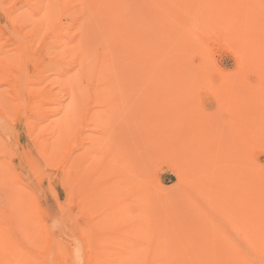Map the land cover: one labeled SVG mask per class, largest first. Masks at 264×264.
Listing matches in <instances>:
<instances>
[{
  "label": "rangeland",
  "instance_id": "374dc122",
  "mask_svg": "<svg viewBox=\"0 0 264 264\" xmlns=\"http://www.w3.org/2000/svg\"><path fill=\"white\" fill-rule=\"evenodd\" d=\"M94 66L107 91L76 75ZM63 79L78 104L59 115ZM36 142L75 163L60 198ZM0 231V264H166L196 246L264 264V0H0Z\"/></svg>",
  "mask_w": 264,
  "mask_h": 264
},
{
  "label": "bare ground",
  "instance_id": "6f19581e",
  "mask_svg": "<svg viewBox=\"0 0 264 264\" xmlns=\"http://www.w3.org/2000/svg\"><path fill=\"white\" fill-rule=\"evenodd\" d=\"M6 16L8 17V19L12 21H14V23L16 22L17 24L22 26V18L20 15H13L11 12V9H8ZM47 17V15L45 16ZM52 21V20H51ZM47 22H49V20L47 19ZM43 23H40L39 25L35 26L38 27V33H36L35 35H33V37H37V39H41L43 37H45V35H43V33H41V28L43 26ZM62 26V25H61ZM61 26H59V32L61 29ZM27 27V25H26ZM9 31V30H8ZM2 32V31H1ZM5 32V31H4ZM46 32V31H45ZM44 32V33H45ZM3 33V32H2ZM25 35V34H24ZM56 36H53L52 33L49 36V39H55ZM58 38H59V33H58ZM213 39L217 40V36H213ZM43 39H41L42 41ZM237 58V57H236ZM109 69H107L106 66H94L90 69H88V71L84 72V71H78L76 73V75H80V76H91L94 75V77L98 76L99 74H101V80L99 81V83H90L89 80L87 82V86H90L91 89H97V88H101L104 91H107L110 88V83L109 81V76L107 75ZM59 74H69L66 73L64 71H59ZM87 78V77H86ZM85 78V79H86ZM97 81V80H96ZM61 83V87L63 86L65 89V92H62L63 97H66L65 100H67V105L63 106V104L60 102L58 103L59 106V115L66 113L68 111L74 110V108H76L77 104H78V98L76 96V94L73 93L72 89H71V85H70V81L69 79H66V81L63 79L60 81ZM67 86V87H66ZM66 87V88H65ZM49 100L51 101V96L49 97ZM47 100L41 98V96L39 95H33V97H29L27 98V107L30 110V115L32 114H39V110H41V107L45 104ZM60 135V131L59 129L56 127L53 130V137H55L56 139L59 137ZM52 149V144H39V142H36V148H35V154L39 157V165L43 167V169H45V171H47V178L46 181L49 184V186H52L53 188V193L56 196V198H60L61 194L63 193V191H65L67 189L68 184L71 182V180H74L75 178V163L74 161L70 160L68 167H63L61 169H57L55 168V164L53 162V159L50 156V151ZM50 172V174H49ZM65 204L62 205V211H64V206ZM37 211V210H36ZM21 217L24 218L23 222H21L20 226L18 227V230L23 233L24 236V242H25V246H30L33 241H32V234H30L33 229L29 227V225L27 224V218L29 217L28 213H22L19 212ZM38 213V212H37ZM64 214V213H63ZM62 214V215H63ZM18 215V212H17ZM65 216V215H63ZM0 239H1V231H0ZM197 248H195L193 250V255L188 254L187 252L184 253L186 255H184L183 253L180 252V250H175V249H170L168 250V256L165 258L164 262L166 264H213V257L211 254V246H208V248H202L201 246H196ZM184 251H187V249H185ZM19 257L17 256L16 259H18ZM261 261L262 257L258 256L256 260L254 261ZM22 264H27V261L23 258L20 260ZM241 264H244L243 262Z\"/></svg>",
  "mask_w": 264,
  "mask_h": 264
}]
</instances>
